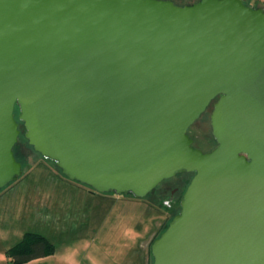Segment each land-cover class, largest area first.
Segmentation results:
<instances>
[{"label": "water", "instance_id": "95a60500", "mask_svg": "<svg viewBox=\"0 0 264 264\" xmlns=\"http://www.w3.org/2000/svg\"><path fill=\"white\" fill-rule=\"evenodd\" d=\"M213 104L216 146L190 127ZM33 150L100 194L192 177L152 264H264V9L242 0H0V190Z\"/></svg>", "mask_w": 264, "mask_h": 264}, {"label": "rangeland", "instance_id": "374dc122", "mask_svg": "<svg viewBox=\"0 0 264 264\" xmlns=\"http://www.w3.org/2000/svg\"><path fill=\"white\" fill-rule=\"evenodd\" d=\"M169 1L184 6L198 0ZM242 1L264 9V0ZM211 111L212 106L188 130L193 146L203 152L216 146L210 126ZM18 114L16 109L14 116L20 133L13 153L22 166V174L0 190V264H10L7 251L25 233L42 235L54 246L44 259L26 264H152V242L180 210L177 201L171 208L164 206L169 193L156 198L166 182L145 198L135 199L100 194L71 181L28 144ZM191 177L179 174L169 183L184 182L183 193Z\"/></svg>", "mask_w": 264, "mask_h": 264}, {"label": "trees", "instance_id": "16d2710c", "mask_svg": "<svg viewBox=\"0 0 264 264\" xmlns=\"http://www.w3.org/2000/svg\"><path fill=\"white\" fill-rule=\"evenodd\" d=\"M53 249L54 246L42 235L25 233L23 239L18 244L8 249L7 255L10 259V264H25L29 261L45 257L47 254L52 253Z\"/></svg>", "mask_w": 264, "mask_h": 264}, {"label": "flooded vegetation", "instance_id": "af4514ba", "mask_svg": "<svg viewBox=\"0 0 264 264\" xmlns=\"http://www.w3.org/2000/svg\"><path fill=\"white\" fill-rule=\"evenodd\" d=\"M256 7V6H255ZM210 106H212V109H213V104H211ZM209 106V107H210ZM208 107V108H209ZM207 108V109H208ZM205 113V112H204ZM211 113H212V111H211ZM201 117V116H200ZM191 175V174H190ZM172 179V178H171ZM170 180V179H169ZM169 180H166V181H163L162 183H160V184H163V183H165L166 185H164L161 189H158V191H157V196H156V198L157 199H160L161 197H163V195L164 194H167V193H169L168 194V199H164L163 200V203H164V206L165 207H167V208H171V206H172V203L174 202V201H177V202H180V200H181V198H182V195H183V193H181V191H182V187H183V185H184V182H181L180 184H177V185H173V184H171V183H169ZM168 181V182H167ZM159 184V185H160ZM182 184V185H181ZM158 185V186H159ZM157 186V187H158ZM155 190V189H154ZM185 191V190H184Z\"/></svg>", "mask_w": 264, "mask_h": 264}, {"label": "crops", "instance_id": "0c3cea01", "mask_svg": "<svg viewBox=\"0 0 264 264\" xmlns=\"http://www.w3.org/2000/svg\"><path fill=\"white\" fill-rule=\"evenodd\" d=\"M261 4H262V3H259L258 5L261 6ZM258 5H257V6H258ZM128 256H129V257L132 256V252H131V251L128 253ZM44 258H45V257H42V258L35 259V260H32V261H39V260L44 259ZM32 261H29V262H32ZM29 262H28V263H29ZM25 264H26V263H25ZM131 264H132V263H131Z\"/></svg>", "mask_w": 264, "mask_h": 264}]
</instances>
